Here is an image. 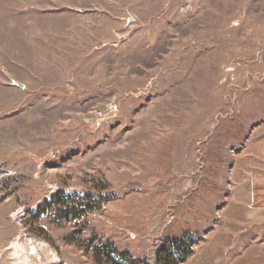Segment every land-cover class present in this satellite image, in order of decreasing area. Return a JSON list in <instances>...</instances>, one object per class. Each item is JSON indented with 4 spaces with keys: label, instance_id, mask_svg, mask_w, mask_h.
<instances>
[{
    "label": "rangeland",
    "instance_id": "rangeland-1",
    "mask_svg": "<svg viewBox=\"0 0 264 264\" xmlns=\"http://www.w3.org/2000/svg\"><path fill=\"white\" fill-rule=\"evenodd\" d=\"M258 218L264 0H0V264H228Z\"/></svg>",
    "mask_w": 264,
    "mask_h": 264
},
{
    "label": "crops",
    "instance_id": "crops-1",
    "mask_svg": "<svg viewBox=\"0 0 264 264\" xmlns=\"http://www.w3.org/2000/svg\"><path fill=\"white\" fill-rule=\"evenodd\" d=\"M253 221H257L258 224H261L264 219L258 218ZM215 243V241L210 242V245L213 244L212 248L209 247L210 245H207L208 248L206 247V264L211 263V257L209 256L211 251L213 254L212 264L226 263V259L220 260V254H224L226 247L221 245L222 251L219 252V247H215ZM240 249V253H238L235 258H230L228 264H264V237H261V239L254 238L253 241L251 239L248 245H244L240 247L239 250Z\"/></svg>",
    "mask_w": 264,
    "mask_h": 264
},
{
    "label": "trees",
    "instance_id": "trees-1",
    "mask_svg": "<svg viewBox=\"0 0 264 264\" xmlns=\"http://www.w3.org/2000/svg\"><path fill=\"white\" fill-rule=\"evenodd\" d=\"M172 244H174L176 246L175 249H176L177 252H179L180 256H179V258H177L178 261L180 262L179 264H181V263L183 264L184 260L186 259V256L188 254H190V251H191L189 248H188L189 250L188 249L185 250V248L190 245V240H184L182 242V240H179L178 238H175V239H172ZM183 245H185V246H183ZM181 246L185 247V248L184 249H180ZM182 250H184V251H182Z\"/></svg>",
    "mask_w": 264,
    "mask_h": 264
},
{
    "label": "water",
    "instance_id": "water-1",
    "mask_svg": "<svg viewBox=\"0 0 264 264\" xmlns=\"http://www.w3.org/2000/svg\"><path fill=\"white\" fill-rule=\"evenodd\" d=\"M13 85H15V86H18V87H20V88H24V85H22V84H20V83H18V82H15V81H13V83H12Z\"/></svg>",
    "mask_w": 264,
    "mask_h": 264
}]
</instances>
